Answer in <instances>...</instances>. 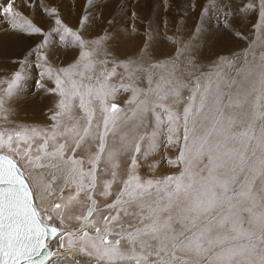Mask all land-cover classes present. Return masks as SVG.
<instances>
[{"label": "snow or ice", "instance_id": "6c2138e0", "mask_svg": "<svg viewBox=\"0 0 264 264\" xmlns=\"http://www.w3.org/2000/svg\"><path fill=\"white\" fill-rule=\"evenodd\" d=\"M97 2L86 0L77 24L85 30L77 32L44 0H0V20L27 34L24 39L41 37L22 51L19 70L0 79V85L6 84L0 88V116L7 122V98L23 88L30 70L40 77L36 87L55 98L47 128H0V150L11 153L0 154V264H68L59 251L65 241L70 246L79 242V252L94 258V264H152L153 246L170 248L174 264H264V52L249 60L246 50L242 58L226 61L235 69L231 76L216 62L201 71L192 55L209 32L204 19L210 13L214 30L233 39L243 38L234 21L256 15L251 45L264 47V0H205L193 31L183 38L181 20L199 7V0H192L177 10L171 35L166 19L163 31L147 24L143 46L123 60L112 47L119 40L115 13L104 21L88 10ZM163 3L167 11V0ZM36 7L56 27L45 29L23 11ZM132 19H138L134 11ZM97 23L105 25L102 34L87 38V26ZM53 34L71 44L80 60L54 67ZM158 37L174 52L157 54ZM117 76L119 83H114ZM120 93H130L123 107L116 102ZM150 119L152 131L142 132ZM161 124L167 125L166 140L157 143ZM37 138L42 143L34 149ZM160 147L175 149L177 155L162 156L149 167L166 162L178 167V174L143 177L141 157ZM33 151L43 155L33 156ZM47 158L57 161L51 165L48 198L69 190L50 206L34 193L23 170L44 168L40 162ZM66 218L86 223L73 232L62 227Z\"/></svg>", "mask_w": 264, "mask_h": 264}, {"label": "bare ground", "instance_id": "6f19581e", "mask_svg": "<svg viewBox=\"0 0 264 264\" xmlns=\"http://www.w3.org/2000/svg\"><path fill=\"white\" fill-rule=\"evenodd\" d=\"M100 5L94 6L92 5L89 11H94L99 13L104 21H107L109 18L113 16L115 13V26L116 30L119 32V40L118 43L113 45V49L115 50L116 56L123 60L126 59L127 56L132 55L137 49L143 46L145 41V28L147 24L151 23L153 28L159 26L161 31L164 30L163 20H167V29L168 34H172L176 28L177 22V10L179 8L184 7L186 4L191 3L192 0H167L169 7L167 11H165L164 3L159 4L158 0H99ZM123 2L124 8L121 12L118 10V5ZM205 0H199V7H203ZM59 4H63L62 6H57V15L61 18L62 22L70 26L73 30L77 32H83L85 30V26L77 27V24L85 11V5L79 3L76 5V11L74 12H66L65 8L68 5V2L64 0V2H59ZM125 8L127 11H125ZM74 10V9H73ZM197 10V11H198ZM25 13L28 14V18L32 19L34 22L38 23L40 26L45 29H49V26L56 27L54 24L53 18L49 17V15H43L40 11L39 7L33 8L31 12L27 8L23 9ZM135 12L138 19H132V12ZM196 11V12H197ZM195 12V11H194ZM194 12H190L186 21L181 20V24L184 25V30L182 32V37L187 38L189 34L193 31L194 26L196 24V20L199 12L194 14ZM204 22L211 26L209 28L208 34L200 40V46L193 50L192 55L194 56L197 64L201 65V71H209L210 67H212L213 62L220 63V71L228 76L235 74V69L229 67L226 61L233 59L235 56L240 55L243 57V53L248 51V59L251 60L254 52L256 50L264 49L259 44L251 45V41L256 39L255 29L252 27L257 23V16L251 15L247 20L243 23L237 19L234 21V25L237 31L242 34L241 39H233L227 33H220L214 30L215 25V17L211 13L204 19ZM134 25V27H132ZM105 27L102 23H97L96 25L89 24L87 26L88 31L86 33L87 38L94 39L98 34H102V30ZM27 34L19 33L18 30L11 29L10 26H7L5 23H0V79H8L12 73L19 70L18 61L23 59L21 56L22 51L26 50L29 45L34 47L35 43L41 41L40 36H33L31 40L24 39L23 37ZM59 35V34H57ZM56 35V36H57ZM53 38V37H52ZM159 46L155 47V51L157 54L159 53H172L174 49L161 38H157L156 42ZM55 44V43H54ZM65 45V44H64ZM56 45L55 44V58L52 60L54 67H66L72 64H75L80 60V57L76 51L73 50V46L71 44L67 45ZM225 57V58H223ZM103 57H98V59H102ZM221 58L223 61L221 62ZM30 62L33 65L36 63V57L33 55L29 57ZM109 69L111 68V64L108 65ZM99 67L97 66L96 71L99 72ZM119 73H122L121 69H117ZM36 71L30 70L28 72L29 78L22 81V83H27L28 85H35V81L38 80L36 77ZM114 81V79H113ZM49 86L52 84L49 82ZM141 87H146V84L141 83ZM6 87L5 85H0V88ZM21 88H17L12 97L7 98V103L5 105L6 108L10 109V112L7 113V122H5L4 117L0 116V124L10 125H36L42 128H47L53 122L50 119L49 109L53 108L55 98L52 95L47 93H42L39 90L37 96L32 98L24 97L20 91ZM188 95V93L186 94ZM116 102L124 106V100H121V96L118 94L116 97ZM45 105V107H44ZM43 107V111L40 108ZM180 112L183 111V104L180 105ZM163 119V114H162ZM154 127V121L149 120V126L146 129H142V132H151ZM167 125L161 124L160 132L157 138V143L166 140ZM180 134L182 136V129L180 130ZM42 143V140L37 138L33 146L37 148L39 144ZM144 148L147 147L145 141L141 142ZM34 148V149H35ZM49 149V148H48ZM4 151V150H2ZM0 151V152H2ZM6 151L2 152L5 153ZM5 154H11L6 152ZM140 155V154H137ZM170 156L175 157L177 152L175 149L170 151L165 150L164 147L158 148L154 153L144 159L141 157L139 163L140 168L139 172L143 177L147 178H162L171 174V170L177 167H170L166 162L158 164V166L152 170L149 165L153 163V161H159L162 156ZM127 154L122 157V160L127 159ZM130 162V161H129ZM40 163L44 164V168L39 167H31L33 170L28 172V170L23 169L25 171L26 177L29 178L30 187L33 189L34 186L36 189V194H40L39 197L44 198V203L46 205H51L52 199L48 198V193L44 194L45 188H47V184L51 182V173L54 171L51 167L52 164L57 163L56 160L47 158L43 159ZM180 170V169H179ZM30 175V176H29ZM56 175H59V172H56ZM33 181V184L30 180ZM68 193L62 195L59 191H56L53 197H57L58 199L61 196L67 197ZM114 199V197H113ZM112 202V200H110ZM59 202L61 200L59 199ZM103 207V204H101ZM79 212V211H78ZM76 214V213H75ZM116 212L113 211L111 215H115ZM103 215H109L107 211L103 212ZM123 215V214H121ZM95 218V217H94ZM67 219V218H66ZM124 219H127L126 217ZM86 222H76V224L62 225L63 228L77 232L81 229L82 224ZM60 226V225H59ZM102 226V225H101ZM131 229H129L130 231ZM90 234L94 235V229H90ZM110 241H114L116 237L113 234H109ZM78 249V250H77ZM56 248H53V251H56ZM67 259L68 264H93L94 258H90L85 254L79 252V242H77L76 246L68 245L67 241H65V248L59 250ZM137 252H140V249L137 247ZM152 255L149 256V261L152 264H172V252L171 249H160L155 246L151 249ZM119 264H135V261L126 260L121 261ZM143 264V262H141ZM174 264V263H173Z\"/></svg>", "mask_w": 264, "mask_h": 264}, {"label": "rangeland", "instance_id": "374dc122", "mask_svg": "<svg viewBox=\"0 0 264 264\" xmlns=\"http://www.w3.org/2000/svg\"><path fill=\"white\" fill-rule=\"evenodd\" d=\"M67 2H68V5L65 7V8H68V9H65V11L66 12H74V11H76V5L77 4H79V3H82V5H85V3H86V0H66ZM59 2H64V0H44V3H47V4H49V5H54V6H62L63 4H59ZM158 2H159V4H163V0H158ZM37 3L39 4V0H37ZM98 5H100V1L98 0V2L97 3H95V5L94 6H98ZM119 6V5H118ZM163 6V5H162ZM118 8V10L120 9V11H118V12H121L122 10H123V8H120V7H117ZM74 9V10H73ZM91 9V8H90ZM90 9H88V10H90ZM122 9V10H121ZM198 9H195V12L194 11H190V12H194V14H197V12H199V10L197 11ZM40 11L42 12V14L43 15H47V13H45V12H43L42 11V9H40ZM197 11V12H196ZM0 23H4L2 20H0ZM57 34H53V38H52V40L54 41V43L56 44V45H59V46H62V45H64V43H62L61 41H60V39H59V35H57ZM65 46V45H64ZM66 47V46H65ZM67 48V47H66ZM262 52H264V49H261V50H256V52H254V54H255V56L257 57V59L259 58V56H260V54L262 53ZM223 58H225V57H223ZM34 60H31V62H33ZM119 70V69H118ZM203 72H208V71H205V70H202ZM118 73H119V71H118ZM36 77L38 78V79H40V77H39V75H38V73H36ZM114 83H119V76H117L116 78H114V81H113ZM144 84H146V82H144ZM22 85H23V88L22 89H20V91H21V93H22V95L24 96V97H27V98H32V97H35V96H37L38 95V93H39V89L36 87V86H33V85H28L27 83H22ZM187 91H185L184 92V96L186 97L187 95ZM120 96H121V100H124V101H126L128 98H129V95H130V93H120L119 94ZM44 107H45V105H44ZM43 107H41L40 108V110H42L43 111V109H42ZM181 110V108H180V106H179V111ZM33 126H36V125H29V124H21L20 126L19 125H15V124H13V125H10V126H7L6 124H0V128H6V129H15V130H23L24 128H30V127H33ZM166 134V133H165ZM33 148H35V146H33ZM52 149H51V147H49V149H47V151H51ZM0 151H2V150H0ZM5 151V150H4ZM4 151H2V152H4ZM6 153V152H5ZM35 155H43V152H36V151H33V156H35ZM122 159V158H121ZM169 166V165H168ZM26 170H28V172L30 173V171H32L33 169L29 166V167H27V168H25ZM171 174H169V175H172V174H178V172H179V168L177 167V168H175V169H172L171 171ZM30 176V175H29ZM30 180H31V182H32V184H33V181H32V179L30 178ZM33 186H34V184H33ZM34 190H35V193H36V189H35V186H34ZM69 192V190L68 189H66L65 190V192L64 193H61L62 195H65V194H67ZM45 193H48L47 191H46V188H45V191H44V194ZM39 193H38V197H39ZM54 201V202H53ZM52 202L53 203H56V202H59V199L56 197H52ZM108 203H111V201L109 200L108 201ZM103 208V207H102ZM76 214L78 215L79 214V212L77 211L76 212ZM76 222L77 221H75L74 219H65V224L66 225H69V224H76ZM59 226V225H58ZM73 247H75V246H73ZM63 250V249H62ZM78 250V249H77ZM170 260H172V258H170ZM174 263V262H173ZM172 263V264H173ZM94 264V263H93Z\"/></svg>", "mask_w": 264, "mask_h": 264}, {"label": "water", "instance_id": "95a60500", "mask_svg": "<svg viewBox=\"0 0 264 264\" xmlns=\"http://www.w3.org/2000/svg\"><path fill=\"white\" fill-rule=\"evenodd\" d=\"M0 154H5V153L0 152Z\"/></svg>", "mask_w": 264, "mask_h": 264}]
</instances>
